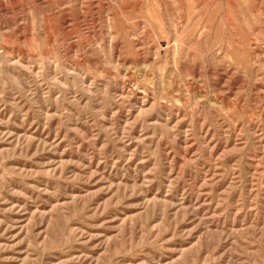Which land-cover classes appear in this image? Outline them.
Here are the masks:
<instances>
[{"label": "rangeland", "instance_id": "374dc122", "mask_svg": "<svg viewBox=\"0 0 264 264\" xmlns=\"http://www.w3.org/2000/svg\"><path fill=\"white\" fill-rule=\"evenodd\" d=\"M0 264H264V0H0Z\"/></svg>", "mask_w": 264, "mask_h": 264}, {"label": "bare ground", "instance_id": "6f19581e", "mask_svg": "<svg viewBox=\"0 0 264 264\" xmlns=\"http://www.w3.org/2000/svg\"><path fill=\"white\" fill-rule=\"evenodd\" d=\"M205 27V26H204ZM197 29V28H196ZM200 30V29H199ZM202 30V29H201ZM203 31V30H202ZM196 33H197V30H196ZM196 33H195V36H199V35H196ZM200 33V32H199ZM190 34V33H189ZM192 34V33H191ZM192 36H194V35H192ZM190 37V36H189ZM194 38V37H193ZM199 38V37H198Z\"/></svg>", "mask_w": 264, "mask_h": 264}]
</instances>
